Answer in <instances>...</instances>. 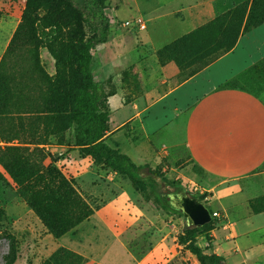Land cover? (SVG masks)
Listing matches in <instances>:
<instances>
[{"label": "rangeland", "instance_id": "obj_1", "mask_svg": "<svg viewBox=\"0 0 264 264\" xmlns=\"http://www.w3.org/2000/svg\"><path fill=\"white\" fill-rule=\"evenodd\" d=\"M4 1L6 7L0 9V73L6 79L0 90V264H200L179 242L189 224L182 211H168L162 218L151 193L137 191L128 178L91 155L84 156L77 147L67 118L69 94L80 78L63 49L66 24L56 28L42 19L24 23L8 51L7 40L17 14L22 20L27 0ZM92 1L87 4L99 18L92 23L108 25L107 41L92 50V72L106 95L102 109L110 116L105 143L168 178L173 184L163 187V198L171 204L170 195L184 191L189 181L171 171L165 157L168 146L180 144L184 137V102L166 101L169 83L156 70L173 63V57H189L184 69L176 65V83L199 72L197 66L212 57L208 36L205 49L179 45L173 54L166 52L168 59L161 57L160 51L178 38L157 50L151 64L152 51H145L139 40L142 30L123 26L138 18L147 26V19L119 13L122 0H95V5ZM84 2L75 0L80 7ZM49 9L43 7L40 18ZM255 11L257 19L264 16V0H259ZM73 24L86 37L98 30L91 24ZM202 53L205 58L199 60ZM194 61L199 63L191 64ZM255 87L263 89L264 98V77ZM175 150L177 155L187 153L184 147ZM206 206L220 218L212 240L208 243L200 237L198 245L206 253L223 256L224 264H264V243L244 250L238 244L236 218L216 202ZM263 211L253 208L249 213Z\"/></svg>", "mask_w": 264, "mask_h": 264}, {"label": "crops", "instance_id": "obj_2", "mask_svg": "<svg viewBox=\"0 0 264 264\" xmlns=\"http://www.w3.org/2000/svg\"><path fill=\"white\" fill-rule=\"evenodd\" d=\"M244 1L122 0L119 13L147 19L139 40L145 51H152L150 63L155 64L157 50ZM20 21L17 14L5 49ZM156 71L169 83L166 101L184 102V137L168 146L165 156L170 170L197 184L201 180L209 195L205 201L218 203L236 218L238 244L244 250L258 248L264 243V211L249 210L264 209V98L263 89L255 87L264 77V23L242 32L230 52L180 84L174 62ZM176 146L187 153L175 154ZM182 192L195 197L186 189Z\"/></svg>", "mask_w": 264, "mask_h": 264}, {"label": "trees", "instance_id": "obj_3", "mask_svg": "<svg viewBox=\"0 0 264 264\" xmlns=\"http://www.w3.org/2000/svg\"><path fill=\"white\" fill-rule=\"evenodd\" d=\"M94 1H92L93 5H95ZM258 4L259 0H252L251 2L247 0L237 5L230 11L217 16L215 19L165 47L160 51L161 57L168 59V53L166 52L173 54V50L179 45H186V48L198 46V48L205 49L206 46L203 43H205V38L208 36L209 51L212 57L197 66L200 70L207 67L216 59L230 52L235 47L242 32L250 31L264 23V16L258 19L255 16V9ZM45 6H49L50 9L40 18V10ZM91 8L87 4V0H85L83 7L78 6L75 0H27L21 23L12 38L17 36L24 23L31 24L33 21L42 19L56 28L66 24L68 31L66 33L67 41L64 43L63 49L71 57L80 78L79 86L72 88L69 94L71 109L67 118V125L73 127L77 147H79L84 156L91 155L105 167L128 178L137 191L151 193L152 200L157 207V213L166 219L168 211L173 213L181 212L173 205L166 203L163 198V187L171 186L173 183L163 174L158 176L149 165H137L130 156L119 150L112 149L105 143L110 116L107 111L102 109L106 95L102 84L95 80L92 72V50L97 45L107 41L108 25L103 22H98V26L94 25L92 21L99 18H96V11H92ZM73 23L79 26L81 24L85 26L91 24L97 27L98 30L90 37H86L84 32L74 29ZM10 43L7 48L8 51L13 45L12 41ZM198 55L199 60L205 58L203 53ZM187 59L173 57L172 61L176 63L179 69H184ZM198 63L199 61L191 62L193 65ZM3 81H6V79L0 73V90L5 86L2 84ZM1 94L3 95V92ZM204 198L205 196H201L199 200L207 205V201ZM261 202L262 204L264 203V197ZM213 212L211 211L212 214ZM218 221L214 217L210 223L202 227H195L189 223L185 226L183 234L180 236V244L184 245L195 255L200 264L225 263L223 256L215 252L206 253V249L198 245L200 237H204L208 243L212 240L211 232ZM209 249H211L210 246H208L207 250Z\"/></svg>", "mask_w": 264, "mask_h": 264}, {"label": "water", "instance_id": "obj_4", "mask_svg": "<svg viewBox=\"0 0 264 264\" xmlns=\"http://www.w3.org/2000/svg\"><path fill=\"white\" fill-rule=\"evenodd\" d=\"M174 207L181 210L188 223L195 227H202L213 220L209 208L198 198L181 192L172 197Z\"/></svg>", "mask_w": 264, "mask_h": 264}, {"label": "built area", "instance_id": "obj_5", "mask_svg": "<svg viewBox=\"0 0 264 264\" xmlns=\"http://www.w3.org/2000/svg\"><path fill=\"white\" fill-rule=\"evenodd\" d=\"M123 26L125 27H131L134 28L136 27L139 30H145L146 29V23L145 21H143L142 18H138L136 20H132V21H126L123 23ZM186 190L189 194L195 196L196 198H199L201 196H205V200H208L209 195L208 192L206 190H204L203 187H201L199 184H197L196 182H194L193 180H189L186 184ZM213 218H220V214L218 212H213L212 214ZM235 223H233L234 225Z\"/></svg>", "mask_w": 264, "mask_h": 264}, {"label": "flooded vegetation", "instance_id": "obj_6", "mask_svg": "<svg viewBox=\"0 0 264 264\" xmlns=\"http://www.w3.org/2000/svg\"><path fill=\"white\" fill-rule=\"evenodd\" d=\"M176 194H178V193H175V194H171V195H170L171 205H173V206H174V204H173V203H174V200H173L172 197L175 196ZM180 211H181V210H180Z\"/></svg>", "mask_w": 264, "mask_h": 264}]
</instances>
